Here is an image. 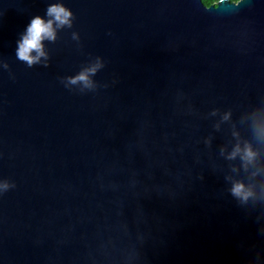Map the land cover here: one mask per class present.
Listing matches in <instances>:
<instances>
[{"label":"water","instance_id":"95a60500","mask_svg":"<svg viewBox=\"0 0 264 264\" xmlns=\"http://www.w3.org/2000/svg\"><path fill=\"white\" fill-rule=\"evenodd\" d=\"M0 264H264V0H0Z\"/></svg>","mask_w":264,"mask_h":264},{"label":"clouds","instance_id":"9594fccd","mask_svg":"<svg viewBox=\"0 0 264 264\" xmlns=\"http://www.w3.org/2000/svg\"><path fill=\"white\" fill-rule=\"evenodd\" d=\"M221 2L222 0H201V3L205 8H212L213 6L218 8ZM228 2L232 5L238 6L241 4L242 0H228ZM47 14L49 17H54V21L57 22L58 25L69 23V17L71 15L63 5L50 6ZM54 21L49 19L45 22L41 17H36L31 21V24L27 28V34L23 37V40L19 45V58L32 63L34 59H38L40 55L44 54L42 51V41L45 38H55V33L53 31ZM33 50L38 54L36 57L30 55ZM80 79H85V77L81 76ZM5 187H7V185H5ZM234 192L239 194L240 188H235Z\"/></svg>","mask_w":264,"mask_h":264}]
</instances>
